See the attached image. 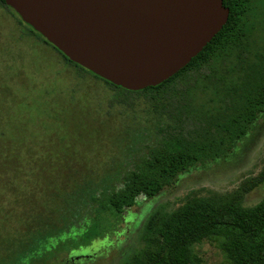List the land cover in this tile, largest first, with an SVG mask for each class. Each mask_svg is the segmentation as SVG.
Returning <instances> with one entry per match:
<instances>
[{"label": "trees", "instance_id": "trees-1", "mask_svg": "<svg viewBox=\"0 0 264 264\" xmlns=\"http://www.w3.org/2000/svg\"><path fill=\"white\" fill-rule=\"evenodd\" d=\"M256 1L222 0L229 9L227 20L188 63L154 86L129 90L70 60L0 0V18L11 12L16 23L24 26L20 39L29 33L26 25L51 48L48 52L60 56L57 60L63 65L73 67L78 76L88 73L102 80L114 92L107 100V113L114 104L133 108L140 100L155 114L158 133L131 165L106 170L99 180L89 178L84 183L75 180L80 164L74 155H80L82 143L90 147L92 141L84 142L83 134L71 138L68 155L59 156L71 165H53V181L43 182V187L36 186L39 174L31 171L41 165H27L23 170L22 165H9L4 157L0 192L10 197L0 201V264H37L53 253L56 244L68 252L89 244L94 232L95 236L105 232L99 222L118 220L125 209L139 203V195L152 200L172 189L191 168L232 152L264 114V43L249 34L247 25L261 6ZM5 45L0 31L1 51ZM2 154L0 149V158ZM65 174L70 175L71 186ZM116 178L121 186L115 187ZM256 188L264 189V163L255 176L227 195L191 196L172 211L152 210L140 232L141 248L121 264H206L195 250L203 241L219 249L220 264H264V194L252 205L242 202L245 193ZM82 207L90 212L87 219H93L96 228L68 247L69 236L63 235L82 214Z\"/></svg>", "mask_w": 264, "mask_h": 264}, {"label": "rangeland", "instance_id": "rangeland-1", "mask_svg": "<svg viewBox=\"0 0 264 264\" xmlns=\"http://www.w3.org/2000/svg\"><path fill=\"white\" fill-rule=\"evenodd\" d=\"M256 3L261 6L254 10L247 25L249 34L264 43V0ZM0 31L6 41L0 50V149L5 154L0 158V170L4 157L9 165H22L23 170L27 165H41L31 171L39 174L35 176L36 186L43 187V182L53 181V165H71L59 156L68 155L65 152L71 138L83 134L84 142L92 141L90 147L82 143L78 146L80 155H74L80 164L76 166L75 180L84 183L89 178L99 180L106 170L128 167L144 151L145 143H154L158 133L154 131L155 114L149 105L140 100L133 108L114 104L108 114L107 100L114 92L102 80L88 73L78 76L73 67L62 64L58 54L48 52L51 48H45L42 41L20 39L26 30L16 23L11 12L1 16ZM256 123L226 157L191 168L178 177L172 189L152 200L139 195V203L125 209L118 220L99 222L105 232L99 231L100 236L94 232L89 244L82 243L70 252L56 244L53 253L37 264H121L141 248L140 232L152 210L172 211L191 196L227 195L258 173L264 163V114ZM96 135L98 138H87ZM66 174L64 178L71 186V177ZM116 179L115 187L121 186V179ZM24 186L22 180V190ZM263 194V188H256L245 193L242 202L252 205ZM9 197L7 192H0V201ZM81 212L63 235L69 236L68 247L96 228L93 219L88 220L90 212L83 207ZM195 250L206 264L222 261L219 249L207 241L197 244Z\"/></svg>", "mask_w": 264, "mask_h": 264}, {"label": "water", "instance_id": "water-1", "mask_svg": "<svg viewBox=\"0 0 264 264\" xmlns=\"http://www.w3.org/2000/svg\"><path fill=\"white\" fill-rule=\"evenodd\" d=\"M75 63L129 90L182 68L219 31L222 0H4Z\"/></svg>", "mask_w": 264, "mask_h": 264}, {"label": "flooded vegetation", "instance_id": "flooded-vegetation-1", "mask_svg": "<svg viewBox=\"0 0 264 264\" xmlns=\"http://www.w3.org/2000/svg\"><path fill=\"white\" fill-rule=\"evenodd\" d=\"M4 3H5V1H4ZM6 4V3H5ZM7 5V4H6ZM27 24V23H26ZM27 25H29V24H27ZM30 26V25H29ZM25 27H26V29L28 30V32L29 33H27L28 35H26V36H24V38H25V40H30V41H32V42H36V41H42L43 42V44H44V46L45 47H47V48H50L42 39H41V37H39L35 32H33L32 31V29H30L29 27H27L26 25H25ZM33 30H35V29H33ZM36 31V30H35Z\"/></svg>", "mask_w": 264, "mask_h": 264}]
</instances>
